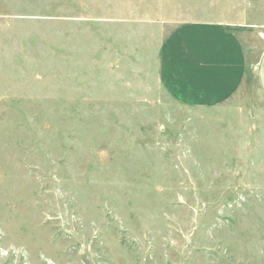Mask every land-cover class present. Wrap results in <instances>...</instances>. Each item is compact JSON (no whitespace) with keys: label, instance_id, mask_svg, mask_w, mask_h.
<instances>
[{"label":"rangeland","instance_id":"1","mask_svg":"<svg viewBox=\"0 0 264 264\" xmlns=\"http://www.w3.org/2000/svg\"><path fill=\"white\" fill-rule=\"evenodd\" d=\"M228 1L0 0V264H264V121L158 81Z\"/></svg>","mask_w":264,"mask_h":264},{"label":"crops","instance_id":"2","mask_svg":"<svg viewBox=\"0 0 264 264\" xmlns=\"http://www.w3.org/2000/svg\"><path fill=\"white\" fill-rule=\"evenodd\" d=\"M158 60L160 86L183 106L213 110L236 102L248 129L264 121V100L249 85L254 79L264 99V0H231L225 19L178 24Z\"/></svg>","mask_w":264,"mask_h":264}]
</instances>
